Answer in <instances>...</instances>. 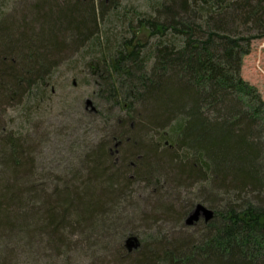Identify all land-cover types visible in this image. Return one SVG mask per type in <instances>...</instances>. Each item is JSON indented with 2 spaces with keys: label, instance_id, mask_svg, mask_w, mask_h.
Returning <instances> with one entry per match:
<instances>
[{
  "label": "trees",
  "instance_id": "obj_1",
  "mask_svg": "<svg viewBox=\"0 0 264 264\" xmlns=\"http://www.w3.org/2000/svg\"><path fill=\"white\" fill-rule=\"evenodd\" d=\"M153 7L152 15L129 17L120 0H40L33 21L0 27V98L44 91L65 46L99 43L101 20H125L130 34L120 32L98 50L96 63L88 62L103 92L126 111L112 137L116 144L97 151L80 187L44 201L47 230L55 238L71 213L90 218L133 171L151 177L172 165L181 176L223 189L229 200L225 206L208 202L214 217L199 239L154 243L128 264H264V99L242 77L244 57L264 37V0H160ZM141 27L150 30L149 43L135 36ZM155 134L158 144L174 149L162 146L160 153L146 145ZM7 147L11 178L0 192L3 224L10 222L11 205L32 219L42 213L28 214L23 201L19 183L31 167L25 147L12 141ZM179 150L184 155L173 165Z\"/></svg>",
  "mask_w": 264,
  "mask_h": 264
},
{
  "label": "rangeland",
  "instance_id": "obj_2",
  "mask_svg": "<svg viewBox=\"0 0 264 264\" xmlns=\"http://www.w3.org/2000/svg\"><path fill=\"white\" fill-rule=\"evenodd\" d=\"M39 1L0 0V27L9 22L33 21V9ZM159 1L120 0V11L129 17L152 15L153 6ZM125 26L126 21L116 16L101 20L99 43L93 37L94 40L80 47L65 46L45 76L48 84L44 91L34 87L16 92L12 97L2 94L0 192L7 184L5 180L11 178L4 162L7 142H19L25 147L31 164L23 183H19L25 187L26 211L30 214L38 208L42 213L32 219L11 205L12 214L8 211L7 219L10 222L0 221V264H128L144 248L154 247V243L199 239L204 223L212 219L206 222L202 215L198 221L188 224L190 213L199 204L207 208L208 202L225 206L229 200L223 195V189L186 174L181 176L172 165L155 171L151 177L135 170L136 175L117 188L120 191L114 198H106V205L90 218L71 213L59 224L55 238L47 230L43 209L47 202L44 201L54 199L55 192L80 187L89 178L97 151L116 144L112 137L126 111L114 105L103 92L88 62L96 63L98 50L116 41L120 32L127 34ZM135 36L140 42H150V30L146 27L137 29ZM92 44L97 48L90 47ZM242 77L264 99V37L255 40L250 54L244 57ZM87 99L91 100L94 110L86 106ZM157 137L155 134L152 143L150 137L145 143L158 146V151L164 152L162 146L169 145L158 144ZM114 152L117 162L122 163V154ZM174 152L176 158L172 153V163L180 164L179 158L184 154L180 150ZM4 217L1 215L0 219ZM129 237L137 238V247L128 248Z\"/></svg>",
  "mask_w": 264,
  "mask_h": 264
},
{
  "label": "water",
  "instance_id": "obj_3",
  "mask_svg": "<svg viewBox=\"0 0 264 264\" xmlns=\"http://www.w3.org/2000/svg\"><path fill=\"white\" fill-rule=\"evenodd\" d=\"M86 106L87 107L92 106L91 100H89V99L86 100ZM92 109L94 110L95 108L92 106ZM202 215L204 216L205 221L208 222L210 219H212L214 217V211L207 208L206 206H204L202 204H199L190 213L189 217L187 218V223L192 224V223L198 221L200 216H202ZM126 245L128 246V248L137 247L138 246L137 238L129 237L127 239Z\"/></svg>",
  "mask_w": 264,
  "mask_h": 264
}]
</instances>
